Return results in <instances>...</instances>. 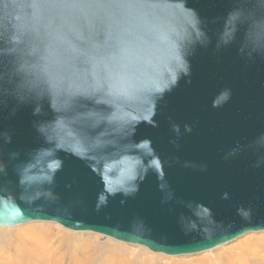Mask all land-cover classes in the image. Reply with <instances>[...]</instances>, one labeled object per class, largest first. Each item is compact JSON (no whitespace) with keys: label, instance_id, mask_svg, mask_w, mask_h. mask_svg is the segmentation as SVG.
I'll return each instance as SVG.
<instances>
[{"label":"clouds","instance_id":"9594fccd","mask_svg":"<svg viewBox=\"0 0 264 264\" xmlns=\"http://www.w3.org/2000/svg\"><path fill=\"white\" fill-rule=\"evenodd\" d=\"M210 47L214 54L235 49L245 67L264 62V0H226L225 12L211 18L189 7L188 0H0V113L10 120L30 109L39 145L23 151L22 159L21 150L6 151L12 130L0 129V232L6 237L26 229L58 234L70 249L66 264H143L141 256L93 232L61 227L57 217L84 224L80 214L88 208L83 196L65 201L56 190L63 153L99 178L95 213L117 196L122 206L134 199L152 173L161 205L169 206V212L175 206L186 210L176 215L186 237L210 247L226 234L242 241L214 264H264V219L257 218L253 203L261 199L259 194L235 205L239 225L218 220L205 203L177 197L164 170L179 165L203 173L207 163L181 161L175 155L162 159L150 138L135 139L141 124L159 126L154 117L166 109V94L181 79L191 84V58ZM231 96L232 90L224 87L212 107L222 108ZM168 123L174 136L169 143L179 150L195 122L185 123L183 132L171 116ZM246 153L255 157L250 168L264 169V131L246 143L236 141L223 160ZM220 199L231 197L225 191ZM24 209L47 219L37 221ZM110 226L133 237L129 244L153 237L137 214L126 226ZM2 264L37 261L18 254Z\"/></svg>","mask_w":264,"mask_h":264},{"label":"water","instance_id":"95a60500","mask_svg":"<svg viewBox=\"0 0 264 264\" xmlns=\"http://www.w3.org/2000/svg\"><path fill=\"white\" fill-rule=\"evenodd\" d=\"M188 6L197 9L202 16L211 18L225 12L226 0H188ZM191 64V84L185 82L186 78L181 79L179 86L166 94V109L154 117L159 126L153 128L141 124L135 139L150 138L162 159L175 155L181 161L207 163L208 169L203 173L179 165L165 167L166 179L177 197L205 203L213 209L216 219L235 220L239 225L235 205L247 203L253 195L259 194L261 199L253 203L257 206V218L264 219V169L249 167L255 159L250 153L235 160H223L224 154L235 146L236 141L246 143L258 132L264 131V62L245 67L237 58L235 49L214 54L210 47L208 51H198L191 58ZM224 87L232 90L231 99L222 108H213L214 97ZM5 115L0 113V129L10 128L13 132L12 143L6 151L21 150L23 159V151L39 146L31 127L34 117L28 108L20 110L10 120L5 119ZM169 116L180 124L182 132L185 123L191 125L195 122L192 133L181 139L179 150L169 143L174 138L168 123ZM60 155L65 158V164L57 174L56 190L61 192L65 201L83 196L88 204L87 211L80 214L84 224H74L66 218L57 217L64 223L61 227L70 226V231L93 232L129 244L133 237L123 228L121 231L115 230L110 225L119 222L126 226L132 215L137 214L151 227L153 237L129 245L172 257L196 255L233 242L226 234L210 247L209 243H194L191 237H186L176 223V215L186 210L175 206L176 211L169 212V206L161 205L162 194L152 173L140 185L134 199H128L122 206L119 203L121 197L117 196L101 213H95L96 194L102 188L99 178L81 161L71 156L65 157L63 153ZM9 171L11 174V165ZM225 191L229 193L230 200L220 199ZM24 211L37 221L47 219L42 213L28 209ZM105 215L111 219L106 220Z\"/></svg>","mask_w":264,"mask_h":264},{"label":"rangeland","instance_id":"374dc122","mask_svg":"<svg viewBox=\"0 0 264 264\" xmlns=\"http://www.w3.org/2000/svg\"><path fill=\"white\" fill-rule=\"evenodd\" d=\"M97 238L104 237L95 234ZM251 234H249L250 236ZM105 239L114 246L125 248L132 256H141L143 264H214L216 257H223L232 254L242 243L233 241L229 244L218 247L212 251L190 255L172 257L153 253L146 248L119 243L107 237ZM244 239H248L245 237ZM70 249L62 243L58 234H49L47 231L26 229L19 235L5 236L0 232V264L6 257L22 254L37 261V264H66V257Z\"/></svg>","mask_w":264,"mask_h":264}]
</instances>
